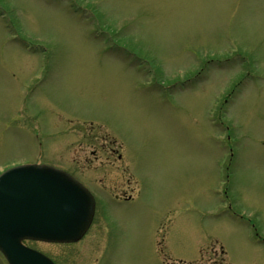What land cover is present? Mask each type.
<instances>
[{
  "label": "rangeland",
  "instance_id": "1",
  "mask_svg": "<svg viewBox=\"0 0 264 264\" xmlns=\"http://www.w3.org/2000/svg\"><path fill=\"white\" fill-rule=\"evenodd\" d=\"M35 162L98 199L27 242L58 264H264V0H0V169Z\"/></svg>",
  "mask_w": 264,
  "mask_h": 264
},
{
  "label": "water",
  "instance_id": "2",
  "mask_svg": "<svg viewBox=\"0 0 264 264\" xmlns=\"http://www.w3.org/2000/svg\"><path fill=\"white\" fill-rule=\"evenodd\" d=\"M93 212L90 191L63 170L25 164L0 174V250L10 264H53L23 239L77 241Z\"/></svg>",
  "mask_w": 264,
  "mask_h": 264
},
{
  "label": "flooded vegetation",
  "instance_id": "3",
  "mask_svg": "<svg viewBox=\"0 0 264 264\" xmlns=\"http://www.w3.org/2000/svg\"><path fill=\"white\" fill-rule=\"evenodd\" d=\"M118 196H119V198H118L119 201H128V200H130V199L124 198L123 196H120V195H118ZM63 252H65V251H61V255L60 256H63V254H62ZM48 256L51 257L55 261L56 264H58L56 257H54L53 255H50V254H48Z\"/></svg>",
  "mask_w": 264,
  "mask_h": 264
}]
</instances>
